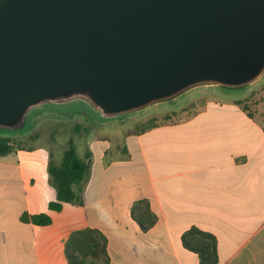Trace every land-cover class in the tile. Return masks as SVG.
I'll use <instances>...</instances> for the list:
<instances>
[{
  "label": "crops",
  "instance_id": "crops-1",
  "mask_svg": "<svg viewBox=\"0 0 264 264\" xmlns=\"http://www.w3.org/2000/svg\"><path fill=\"white\" fill-rule=\"evenodd\" d=\"M234 100L211 98L188 116L136 129L103 125L117 132L85 122L84 133H99L85 140L82 202L59 210L49 208L47 166L67 145L0 155V264H67L65 240L82 228L104 233L110 264H198L181 241L192 226L215 235L217 264H264V85L243 101L247 110ZM140 200L156 217L151 227L133 215ZM23 212L51 222L23 221Z\"/></svg>",
  "mask_w": 264,
  "mask_h": 264
},
{
  "label": "water",
  "instance_id": "water-1",
  "mask_svg": "<svg viewBox=\"0 0 264 264\" xmlns=\"http://www.w3.org/2000/svg\"><path fill=\"white\" fill-rule=\"evenodd\" d=\"M262 80L264 0H0V133L43 112L114 122Z\"/></svg>",
  "mask_w": 264,
  "mask_h": 264
},
{
  "label": "trees",
  "instance_id": "trees-1",
  "mask_svg": "<svg viewBox=\"0 0 264 264\" xmlns=\"http://www.w3.org/2000/svg\"><path fill=\"white\" fill-rule=\"evenodd\" d=\"M247 110L243 100L235 99ZM243 103V104H242ZM249 115L251 113L249 112ZM14 134H0V155L14 150ZM88 156L80 157L72 137L67 141L61 160L56 163L52 152L47 166L48 181L56 192V201L49 203L50 209L59 210L63 202L80 204L87 180L89 166ZM133 215L143 228L151 227L155 215L150 211L147 201L140 200L133 205ZM21 219L37 225H46L51 219L46 213L28 214L23 212ZM183 246L198 255V264H217V239L214 234L192 226L181 235ZM64 253L67 264H110L107 252V238L96 228H82L72 231L64 243Z\"/></svg>",
  "mask_w": 264,
  "mask_h": 264
},
{
  "label": "rangeland",
  "instance_id": "rangeland-1",
  "mask_svg": "<svg viewBox=\"0 0 264 264\" xmlns=\"http://www.w3.org/2000/svg\"><path fill=\"white\" fill-rule=\"evenodd\" d=\"M263 85L264 82L256 85L253 90L241 95H225L223 93H218L207 89L196 90L188 96H182L173 102L152 108L140 115L131 116L124 119L120 117L118 120H120V122L122 121V124H119L122 125V127L118 124H116V127H121L123 129H136L141 125H146L148 121L150 123L154 120L165 121L167 117L179 118L188 116L192 114L197 108L203 106L206 101L211 98L219 99L223 97H229L244 101L248 99L250 95L256 94L258 91H260V89L263 88ZM245 104L248 106L252 105V103L248 101ZM73 106L81 107L82 104ZM85 111L86 110L77 112L68 111L65 113L49 111L36 114L32 125L28 129L19 134H14V146L26 148L33 145L46 144L49 145L55 152H57L59 149L64 148L67 145L69 137H72L78 154L81 157H84L85 140L92 138V136H96L97 133H99L97 131L88 132L87 130L84 133L83 125H85V122L91 124V126H93V130L100 129L101 133H103L102 129H104V131H108L107 129H109L111 132H117L119 131L118 129H121L103 126L104 124L110 122L101 121L97 117H91L90 115L86 114Z\"/></svg>",
  "mask_w": 264,
  "mask_h": 264
}]
</instances>
